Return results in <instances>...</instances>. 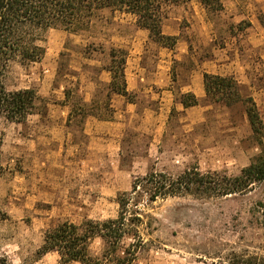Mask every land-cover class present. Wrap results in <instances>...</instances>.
Returning a JSON list of instances; mask_svg holds the SVG:
<instances>
[{
  "label": "rangeland",
  "instance_id": "rangeland-1",
  "mask_svg": "<svg viewBox=\"0 0 264 264\" xmlns=\"http://www.w3.org/2000/svg\"><path fill=\"white\" fill-rule=\"evenodd\" d=\"M262 1L223 0L213 12L197 0L168 4L161 30L177 26L173 49L105 8L80 29L49 28L40 61L9 63L6 89L33 88L39 99L23 122L0 115V264H81L39 253L59 223L116 217L118 196L149 172L237 175L262 152L245 101L264 122ZM112 48L128 52L126 95L110 88ZM226 70L237 92L200 101L192 73ZM140 208L136 264H264V182L221 198L144 195ZM103 249L101 238L90 244L92 255Z\"/></svg>",
  "mask_w": 264,
  "mask_h": 264
},
{
  "label": "trees",
  "instance_id": "trees-1",
  "mask_svg": "<svg viewBox=\"0 0 264 264\" xmlns=\"http://www.w3.org/2000/svg\"><path fill=\"white\" fill-rule=\"evenodd\" d=\"M188 1L191 0H0V115L11 121L23 122L34 113L39 99L37 91L33 88L8 91L1 77L11 61L38 62L44 57V33L49 28L77 30L89 23L96 11L111 8L133 15L136 24L148 30L150 37L164 47L173 49L176 36L165 35L161 30L164 11L168 4ZM197 1L208 12L224 9L223 0ZM110 55V88L117 94L126 95L125 64L128 52L122 48H112ZM204 83L206 93H222L221 100L237 92V82L232 77L205 72ZM193 97L191 103L196 104L197 98ZM245 101L252 131L262 147L264 122L255 100L250 96ZM1 146L0 135V152ZM261 182H264V149L237 175L202 172L198 168L187 169L178 175L152 171L137 178L131 191L118 196L119 212L116 217L87 220L81 225L63 221L45 235L39 253L44 255L57 251L61 261H79L81 264H136L138 251L144 245L137 231L144 195L149 201L176 196L221 198L246 194ZM127 235L133 237V242L124 245ZM96 238L104 242L100 256L90 253V244Z\"/></svg>",
  "mask_w": 264,
  "mask_h": 264
},
{
  "label": "crops",
  "instance_id": "crops-1",
  "mask_svg": "<svg viewBox=\"0 0 264 264\" xmlns=\"http://www.w3.org/2000/svg\"><path fill=\"white\" fill-rule=\"evenodd\" d=\"M263 2V8H264V0ZM206 26L207 25H203ZM164 34L166 35H171V36H177L179 34V31L177 29V26L174 25H164ZM237 63V61H232L228 63V67L232 68L234 65ZM222 76L224 75H234V71H225L221 73ZM192 86L191 90L194 92V94L198 97V99L201 101V99L206 95V90H205V83H204V73L198 74L195 71L192 73Z\"/></svg>",
  "mask_w": 264,
  "mask_h": 264
}]
</instances>
